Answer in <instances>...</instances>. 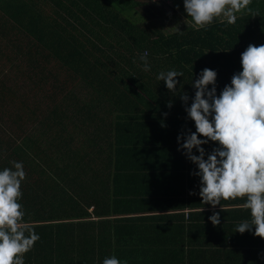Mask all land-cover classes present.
<instances>
[{
    "label": "trees",
    "instance_id": "16d2710c",
    "mask_svg": "<svg viewBox=\"0 0 264 264\" xmlns=\"http://www.w3.org/2000/svg\"><path fill=\"white\" fill-rule=\"evenodd\" d=\"M150 2L83 0L91 12L79 26L44 29L38 15L0 47V72L13 76L0 82V168L23 162L22 219L40 234L24 264H100L112 254L126 264H264V239L235 232L251 220L245 198L222 199L213 226L176 140L195 131L180 99L193 94L192 75L215 69L218 94L245 47L264 44V0L234 24L174 32L154 21L176 16ZM169 68L183 73L175 93L156 79Z\"/></svg>",
    "mask_w": 264,
    "mask_h": 264
},
{
    "label": "clouds",
    "instance_id": "9594fccd",
    "mask_svg": "<svg viewBox=\"0 0 264 264\" xmlns=\"http://www.w3.org/2000/svg\"><path fill=\"white\" fill-rule=\"evenodd\" d=\"M252 0H182L186 18L199 29H207L216 18L234 24L237 13L250 11ZM175 7H180L176 5ZM141 67L148 71V58L140 55ZM240 70L217 94V72L205 67L191 80L193 94L180 95L186 119L195 131L185 129L177 134V150L195 165L190 175L198 177L196 193L203 205L213 210L208 220L220 223L214 210L220 201L244 197L243 206L251 220L235 225V232L246 230L264 239V44L249 43L240 53ZM193 73V70H192ZM183 73L175 68L159 71L156 79L172 93ZM190 99V103H188ZM168 106H171L169 102ZM166 115V114H165ZM182 141V142H181ZM212 143L210 149L202 145ZM195 148V154L193 149ZM22 161L0 168V264H24L40 234L28 221L20 203L21 183L25 179ZM27 233V234H26ZM100 264H126L115 254L102 258Z\"/></svg>",
    "mask_w": 264,
    "mask_h": 264
},
{
    "label": "crops",
    "instance_id": "0c3cea01",
    "mask_svg": "<svg viewBox=\"0 0 264 264\" xmlns=\"http://www.w3.org/2000/svg\"><path fill=\"white\" fill-rule=\"evenodd\" d=\"M90 12L83 0H0V47H10L9 43L14 42L15 34L26 33L32 17L40 16V25L46 29L48 26L56 28L57 24H63V19L79 26L77 18ZM24 41L23 38L21 42ZM12 81V75L0 72V82L10 86Z\"/></svg>",
    "mask_w": 264,
    "mask_h": 264
},
{
    "label": "rangeland",
    "instance_id": "374dc122",
    "mask_svg": "<svg viewBox=\"0 0 264 264\" xmlns=\"http://www.w3.org/2000/svg\"><path fill=\"white\" fill-rule=\"evenodd\" d=\"M158 2L164 3V10L167 15H175L176 17L172 20L168 19L167 16H163L162 14L156 16L155 23L165 29L167 32H174L179 30L181 27L186 26L187 24L193 25V22L190 18H186L184 12L181 11L183 9L182 0H151V4H156ZM175 4V5H174ZM176 5H180V7L175 8ZM218 19H224L222 17ZM30 132V131H29Z\"/></svg>",
    "mask_w": 264,
    "mask_h": 264
}]
</instances>
